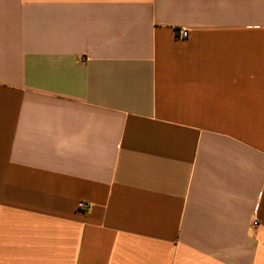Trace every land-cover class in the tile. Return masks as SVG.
<instances>
[{
	"label": "crops",
	"instance_id": "crops-1",
	"mask_svg": "<svg viewBox=\"0 0 264 264\" xmlns=\"http://www.w3.org/2000/svg\"><path fill=\"white\" fill-rule=\"evenodd\" d=\"M0 264H264V0H0Z\"/></svg>",
	"mask_w": 264,
	"mask_h": 264
},
{
	"label": "built area",
	"instance_id": "built-area-1",
	"mask_svg": "<svg viewBox=\"0 0 264 264\" xmlns=\"http://www.w3.org/2000/svg\"><path fill=\"white\" fill-rule=\"evenodd\" d=\"M177 35H178L179 39L184 40V39L188 38L189 33H188L187 30L181 29V30H179L177 32ZM78 207H79V209H87V208H89L88 205L83 203V202L79 203ZM253 225L257 227L258 226V222L255 221Z\"/></svg>",
	"mask_w": 264,
	"mask_h": 264
}]
</instances>
